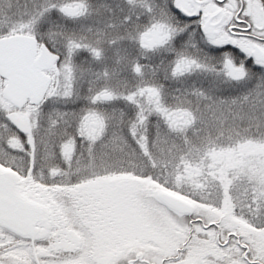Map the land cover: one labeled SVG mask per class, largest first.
Instances as JSON below:
<instances>
[{
    "label": "snow or ice",
    "instance_id": "1",
    "mask_svg": "<svg viewBox=\"0 0 264 264\" xmlns=\"http://www.w3.org/2000/svg\"><path fill=\"white\" fill-rule=\"evenodd\" d=\"M0 264H264V0H0Z\"/></svg>",
    "mask_w": 264,
    "mask_h": 264
}]
</instances>
